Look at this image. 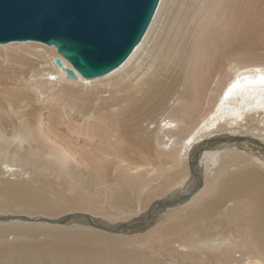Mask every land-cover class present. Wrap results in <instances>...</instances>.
I'll list each match as a JSON object with an SVG mask.
<instances>
[{
	"label": "bare ground",
	"instance_id": "bare-ground-1",
	"mask_svg": "<svg viewBox=\"0 0 264 264\" xmlns=\"http://www.w3.org/2000/svg\"><path fill=\"white\" fill-rule=\"evenodd\" d=\"M263 3L161 0L129 59L93 79L77 71L70 78L65 69L74 68L54 46L0 44L7 69L0 75V175L25 181L0 186V264H167L129 234L183 199L189 203L179 216L190 223L172 233L224 239L225 227L246 225L255 256L243 264H264V64L230 61L214 101L198 112L202 91L182 61L199 14L255 13ZM46 110L77 140L99 138L112 154L84 151L45 130ZM202 160L212 176L201 172ZM203 184L210 198L199 204ZM157 192L163 198L145 214ZM193 240L196 247L213 241Z\"/></svg>",
	"mask_w": 264,
	"mask_h": 264
},
{
	"label": "rangeland",
	"instance_id": "rangeland-1",
	"mask_svg": "<svg viewBox=\"0 0 264 264\" xmlns=\"http://www.w3.org/2000/svg\"><path fill=\"white\" fill-rule=\"evenodd\" d=\"M232 4L237 6L236 2ZM243 11V7H241L238 11H231L230 14L227 13L223 17L218 10H208L202 14L203 16L199 14L192 26L193 31L187 38V47L182 55V61H185L188 65L185 74L190 75L189 78L193 77L190 79L197 82L198 88L202 91V103L198 108V112L205 111L214 101L216 94L219 92L218 90L221 89L220 86L230 75V61H237L243 65L251 63L264 64V3L263 7L255 13L249 12L246 14ZM6 70L0 68V75L5 74ZM42 119L45 130L49 128V131H56L59 134L68 136L70 142L84 146V151L95 150L98 153L108 154L109 152L112 154V150L108 149V145L99 138L89 141V139L79 137L77 140L76 135L70 134V131H65L64 126L56 122L57 116L51 115L48 110L44 112ZM200 164L203 175L212 176L214 174V171L208 170L210 167H207L206 160H202ZM215 168L216 166H213V169ZM8 182L25 183L22 177L0 175V186L3 183L9 184ZM55 187L60 190L59 186L54 185L53 188ZM161 192L155 193L154 197L147 202L145 214L149 212L153 203L163 198ZM209 192L208 185L203 184L198 199L199 204L210 198ZM69 196L70 194L66 198ZM213 196L215 195L213 194ZM180 201H178L176 209L175 206L165 207L162 211L160 210L150 217L148 222H143L140 227L137 225L136 230L129 234L139 237L140 245L136 246L137 248L145 250L152 257L167 264H243L247 255L255 256L254 250L249 248L250 241L247 237L246 225L232 224L230 228L225 227L226 235L224 239L222 235H212L213 237L209 236L208 240H205L206 237L201 234L193 233L189 236L188 233L184 232L176 231L172 233L171 228H176L182 221H184V225L190 223L188 215L182 214V216H179L182 209L186 208L189 200L183 199ZM233 205V202L228 203L225 208L231 209ZM101 208H104V206ZM239 214L240 218H245L244 207L239 206ZM108 219H110L108 221H111L110 223L118 221L117 218L111 215ZM204 226H207V224H204ZM191 238L197 239L201 243L212 241V239L213 241L206 244V246H201V248L194 246L195 240ZM9 241H14L13 236L9 238Z\"/></svg>",
	"mask_w": 264,
	"mask_h": 264
},
{
	"label": "water",
	"instance_id": "water-1",
	"mask_svg": "<svg viewBox=\"0 0 264 264\" xmlns=\"http://www.w3.org/2000/svg\"><path fill=\"white\" fill-rule=\"evenodd\" d=\"M161 0H0V44L57 48L87 79L122 66L147 34ZM56 64L63 68L60 59Z\"/></svg>",
	"mask_w": 264,
	"mask_h": 264
},
{
	"label": "snow or ice",
	"instance_id": "snow-or-ice-1",
	"mask_svg": "<svg viewBox=\"0 0 264 264\" xmlns=\"http://www.w3.org/2000/svg\"><path fill=\"white\" fill-rule=\"evenodd\" d=\"M259 83H260L261 85H264V75H262V76L260 77Z\"/></svg>",
	"mask_w": 264,
	"mask_h": 264
}]
</instances>
